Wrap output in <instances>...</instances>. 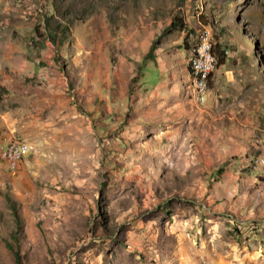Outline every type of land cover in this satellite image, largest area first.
I'll list each match as a JSON object with an SVG mask.
<instances>
[{
    "label": "rangeland",
    "instance_id": "1",
    "mask_svg": "<svg viewBox=\"0 0 264 264\" xmlns=\"http://www.w3.org/2000/svg\"><path fill=\"white\" fill-rule=\"evenodd\" d=\"M0 135V264H264V0H0Z\"/></svg>",
    "mask_w": 264,
    "mask_h": 264
},
{
    "label": "bare ground",
    "instance_id": "2",
    "mask_svg": "<svg viewBox=\"0 0 264 264\" xmlns=\"http://www.w3.org/2000/svg\"><path fill=\"white\" fill-rule=\"evenodd\" d=\"M209 28H211V27H209ZM200 32H203L202 41H200L201 43L199 45H196V47L193 50V58L191 60V66L193 65L192 68L194 67L193 69H195L197 73L202 74V76H203V65H207V61H208V66L205 68V78H207V76L210 74V72H212L213 68L215 67V62H216L217 57H215L216 55L214 54V45L211 42V36H210L209 31L200 30ZM203 42L205 45L203 48V55H202V49H200V47L202 46ZM217 67H218V65H217ZM212 74L213 73H211L210 76ZM207 79H206V85L208 84ZM194 80L199 82V84H201V86H205L204 81L202 82V80H199L198 76ZM199 98H201L203 102H206L203 97L200 96ZM26 144L27 143H24V142H19V141L15 142L14 141L10 144V146H13L14 148L19 149V150H27L28 146ZM4 149H5V147H4ZM5 150H6V152L4 153V158L3 157L2 158L7 161L8 147ZM260 161H261L260 166H262L264 169V157H262L260 159ZM16 162H19V161H15V163ZM21 162L22 161H20V163ZM257 164H258V162H257Z\"/></svg>",
    "mask_w": 264,
    "mask_h": 264
},
{
    "label": "trees",
    "instance_id": "3",
    "mask_svg": "<svg viewBox=\"0 0 264 264\" xmlns=\"http://www.w3.org/2000/svg\"><path fill=\"white\" fill-rule=\"evenodd\" d=\"M176 23L177 24H171V28H173V29H176V27L178 28L179 26L181 27L182 26V28L181 29H185V27L183 26V24H184V22L182 21V20H176ZM179 25V26H178ZM204 26L203 27H210V26H213L212 24H210V23H208V22H205L204 24H203ZM169 29H170V26H169ZM200 41H202V39L200 40ZM201 42H199V43H197L196 45H199ZM186 45H187V43H186ZM196 47V46H195ZM219 46L217 45L216 46V48H214V54L216 55L217 54V56H215L214 54V56L215 57H217V60H219V63H220V61H221V63H224L223 61H225V59H226V56L228 57V55H226V53H225V51L224 52H222V51H220V49L218 48ZM213 52V51H212ZM217 52V53H216ZM193 66V65H192ZM192 66H191V62H190V65H189V67H190V81H191V78H193V80L197 77V76H199L198 78H201L202 77V74H199V73H197L196 72V70L195 69H193L192 68ZM196 73V74H195ZM212 72H210V74H211ZM209 74V75H210ZM197 75V76H196ZM209 75L207 76V78L209 77ZM212 76V75H211ZM211 76L207 79V83L209 84L210 82H211ZM262 153H260V154H258V155H254L253 157H251L250 158V160L252 159V161L249 163V167L251 168V170L253 171V172H255V171H258V170H256L257 168L255 167L256 166V164L253 162L254 160H256L260 155H261ZM18 259V258H17Z\"/></svg>",
    "mask_w": 264,
    "mask_h": 264
},
{
    "label": "built area",
    "instance_id": "4",
    "mask_svg": "<svg viewBox=\"0 0 264 264\" xmlns=\"http://www.w3.org/2000/svg\"><path fill=\"white\" fill-rule=\"evenodd\" d=\"M204 42L202 44V46L200 47V49H202V55H203V48H204ZM224 52V51H222ZM228 55V54H226ZM208 66V61H207V65H203V76H202V82L205 80V68ZM201 97H203L206 101L208 99V95H202ZM0 141H1V135H0ZM31 153V150L28 147V150H19L14 148L13 146H9L8 147V155H7V166L9 167H15V161H24L29 154Z\"/></svg>",
    "mask_w": 264,
    "mask_h": 264
},
{
    "label": "crops",
    "instance_id": "5",
    "mask_svg": "<svg viewBox=\"0 0 264 264\" xmlns=\"http://www.w3.org/2000/svg\"><path fill=\"white\" fill-rule=\"evenodd\" d=\"M190 47H191V45H190ZM189 50H190V48H189ZM188 54H189V51H188ZM230 55H231V51H230V53L228 54V57L226 56L225 61H223L224 63H221V62H220L219 68H220L221 65L226 64L225 62H226L228 59L232 60L231 57H230ZM188 63H189V58H188ZM187 68H188V71H189V66H188ZM230 72H232V70L229 69V70L226 71V74L229 75ZM224 76H225V75H224ZM212 87H213V88H216V91H219V90H218V83H216V74H215V76H214V84H213ZM204 103H205V102H204ZM244 155L247 156V153H245Z\"/></svg>",
    "mask_w": 264,
    "mask_h": 264
},
{
    "label": "clouds",
    "instance_id": "6",
    "mask_svg": "<svg viewBox=\"0 0 264 264\" xmlns=\"http://www.w3.org/2000/svg\"><path fill=\"white\" fill-rule=\"evenodd\" d=\"M203 26H204V25H203ZM203 26H202V27H203ZM210 27L214 30V33H215V29H214L212 26H210ZM200 28H201V27H200ZM200 28H199V29H200ZM215 37H216V33H215ZM216 39L218 40V42H219V44H220V46H221L222 44L220 43L219 38L216 37ZM191 45H192V44H191ZM221 47H226V46H223V45H222ZM226 48H228V49L231 51V49H230L229 47H226ZM220 62H221V61H220Z\"/></svg>",
    "mask_w": 264,
    "mask_h": 264
}]
</instances>
